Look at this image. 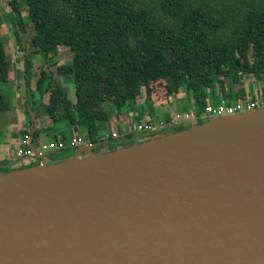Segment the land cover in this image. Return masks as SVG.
<instances>
[{"label":"water","instance_id":"1","mask_svg":"<svg viewBox=\"0 0 264 264\" xmlns=\"http://www.w3.org/2000/svg\"><path fill=\"white\" fill-rule=\"evenodd\" d=\"M167 129L0 172V264H264V109Z\"/></svg>","mask_w":264,"mask_h":264},{"label":"trees","instance_id":"2","mask_svg":"<svg viewBox=\"0 0 264 264\" xmlns=\"http://www.w3.org/2000/svg\"><path fill=\"white\" fill-rule=\"evenodd\" d=\"M7 5L5 20L23 44L27 113L50 127L76 128L95 152L112 112L130 114L143 93L149 105L183 94L200 113L217 104V97L239 101L245 81H264V0H7ZM2 25L0 18L5 83L11 62ZM33 56L41 58L33 91L38 98L27 93ZM69 76L72 93L61 81ZM8 110L0 93V114ZM43 130L34 128V148Z\"/></svg>","mask_w":264,"mask_h":264},{"label":"crops","instance_id":"3","mask_svg":"<svg viewBox=\"0 0 264 264\" xmlns=\"http://www.w3.org/2000/svg\"><path fill=\"white\" fill-rule=\"evenodd\" d=\"M38 58L41 61V58L39 56H38ZM65 61L63 60V61H61V63L65 62ZM22 69H23V65L21 66V71L13 70V66H12L10 73H9V81L8 82L10 83L11 81H13V86H17L18 90L20 89V91H21V89L23 90V91H21V97L23 99L22 103L25 102V104H23V107H21L23 109L19 108L17 110V116H13V114H10V112L15 111V109L13 110V108L11 109L12 111L8 110L7 113L5 112L6 113L5 115L1 114V116H0V125H2V131H0V137H1L0 138L1 139L0 140V167H4L5 165H9L11 168H14V166L17 163H19V159L17 158L16 154L12 153V149L10 146H11V144L13 146H16V145L19 146L21 137L27 131H29L30 135H31L32 131L34 132V127H35L34 125H35L36 121H34L35 118H33L32 116H29V114L27 113V101H26L27 97H26V90H24L25 81L23 80L24 81L23 85H20L17 82L15 85V81H20V79H22L24 76V71H23L24 69L23 70ZM61 81L63 83V86H65L66 88L68 86L69 92H73L74 88L71 91V86L73 87V82H72V78L70 76L65 77V78L63 77ZM35 83H36V79H35V76H33L31 81H30V85H29L31 91L35 90ZM262 86H263V84H262ZM262 86L259 87V89L262 90L264 87V86L263 87ZM255 89L256 88H254L252 90H255ZM259 89H256L253 92L252 90L249 91L248 88H243L242 93H243V96H246V95L251 94V93L253 95H255L254 93L258 92ZM237 95H238L236 97L237 99L241 98V95H239V94H237ZM217 98H218V100L221 99L220 97H217ZM12 101L16 102V99L13 98ZM145 103H146V101H144V99H141L136 104L135 110L130 112V114H127V116H126V114L118 115L115 112L113 113V115L110 117L108 126L109 127L114 126L115 129H113V131L110 133V135H105L103 133L100 135L101 139H99L98 144L96 145V147L98 148L99 151L100 150L107 151L110 147H112L111 141L115 142L116 148L118 146L122 145L124 141L128 142L132 138H136V141L139 142L140 140H142L146 137L144 136L145 133L137 131L138 125H144V124H147L148 122H156V123H162L163 122L164 124H167L173 120L172 109H176L178 111V113H180V112L186 111L189 108H191L190 103L186 100L185 96L183 94H178V95H175L174 97L170 98V103L174 104L173 106H171V105L169 106L168 104L158 105L159 107H163V108H165L167 106L165 108V112L163 114H161L162 116H160V117L152 118V117H149L150 116V113H149L150 108L144 107ZM231 103H236V101L231 102ZM140 115H141V119L138 118ZM136 116L138 119L136 121L137 122L136 125H132V131L133 132L130 133V132L126 131L125 133H123L124 132L123 129L125 130V125L122 126L121 122L124 121V119L126 117L131 122L132 118H135ZM38 120H39V123H40L39 125H40L42 130L49 127L47 132H44V130L41 131L40 136H39V140L37 143L38 146L41 144V140L43 138H46L47 142H49V143L53 142V141L64 142L63 141L64 139L67 143L72 137H76L78 135L80 136V134L78 133V130L76 128H71L66 123H59L57 125H53L50 127L48 120H46V119H44V120L38 119ZM9 126L13 127V128L11 129ZM7 127H9V128L7 129ZM162 130H164V129H162ZM162 130H160V131H162ZM113 134H117L118 137L113 138L112 137ZM132 134H134V136ZM106 138H107V140H106ZM120 138H123V140L120 141ZM6 143H9V144H6ZM56 152H58L57 157L54 156V158H61L59 153H61L62 151L56 150L55 155H56ZM70 155L71 154L69 153L68 156H70Z\"/></svg>","mask_w":264,"mask_h":264},{"label":"rangeland","instance_id":"4","mask_svg":"<svg viewBox=\"0 0 264 264\" xmlns=\"http://www.w3.org/2000/svg\"><path fill=\"white\" fill-rule=\"evenodd\" d=\"M9 11V8H8V5H7V0H0V18L2 19L3 21V25H2V39L3 41L6 43V51L8 53V58L11 62V67L13 66V70H17V71H21V66L24 65V62L22 61V42H19L17 41V38L15 36V33H14V28L12 27V25L5 20V17L4 15L7 14ZM39 58L37 56H33L30 58L31 60V64L33 67H31L29 73L27 74L26 78L27 80L30 82L32 77L35 76V79L37 80L38 77L40 76V59L38 60ZM20 68V69H19ZM23 70V69H22ZM24 71V70H23ZM23 74V73H22ZM24 80V76L22 79H20V81H15V85H16V82L19 83L20 85H23V81ZM263 84L264 86V81L261 79V80H254L253 83L250 82L248 83V81H245L244 82V85H243V88H248L249 91H251L252 89L256 88V89H259V87H261ZM157 86H161V84H158ZM262 86V87H263ZM68 88V86H67ZM73 87L71 86V91H72ZM255 89V90H256ZM24 90H26V86L24 88ZM69 91V88L67 89ZM255 90H252L253 92ZM21 91H23L21 89ZM21 91L20 89L18 90L17 86H13V81H11L10 83L9 82H5L3 83L1 80H0V93L3 94V97L6 101V103L9 105V110H11L13 108V110L15 109V111L13 112H10V114H13V116H17V110L21 107H23V104H25V102L22 103V97H21ZM263 90L259 89L258 92H255L254 96L256 98H260V97H263V94L262 93ZM27 93H28V97L31 98V93H34V96L35 98H38L39 95L37 92H33L31 91L30 87L28 86L27 87ZM72 93V92H71ZM251 95H253L251 93ZM147 96V93H143L142 96L140 97L141 99H144L145 97ZM15 98L16 99V102H13L12 99ZM46 100V99H45ZM169 106H173L174 104H171L169 101L167 103ZM166 105V104H164ZM106 109H108L109 111L112 110V107H110V104H107L106 105ZM168 106V107H169ZM144 107H147V108H150L149 110V113H150V116L149 117H160L162 116L161 114H163L165 112V108L163 107H159L158 105H155V104H152V105H149L148 102H146L144 104ZM23 109V108H21ZM141 109V108H140ZM12 111V110H11ZM177 110L176 109H172V115L174 116L176 113H178V111L176 112ZM19 112V111H18ZM176 112V113H175ZM7 113V112H6ZM4 113V115L6 114ZM114 112H112L111 116L113 115ZM175 113V114H174ZM122 115L126 114L127 116V113L123 112L121 113ZM1 116V114H0ZM110 116V117H111ZM124 117V116H123ZM141 119V115L138 117ZM137 116L135 118H132L131 122L127 119V117L124 119V121L121 122V125L124 126L125 125V130L123 129V133H125L126 131L128 132H133L132 131V125H136V121H137ZM15 120V119H14ZM204 122L208 121V120H202ZM203 123V122H202ZM39 120H37L35 122V127L36 129L40 130L41 127L39 125ZM180 126V125H179ZM10 127V126H9ZM7 127V129L9 128ZM175 127H172V128H168L167 130L169 132H173L175 131ZM11 129L13 127H10ZM49 127L46 129L48 130ZM114 126H105V128L102 130V133L105 134V135H110V133L113 131ZM162 129H165V128H162ZM162 129H159V130H162ZM42 130V129H41ZM159 130H157L155 133H150V134H144V136H149V135H153V134H157L159 132ZM0 131H2V125H0ZM101 133V134H102ZM115 135V138H117V134H113ZM134 136V134H132ZM113 137V136H112ZM1 138V137H0ZM68 138V137H67ZM73 138V137H72ZM71 138V139H72ZM114 138V137H113ZM144 138V137H143ZM1 140V139H0ZM123 140V138H120V141ZM64 141V140H63ZM68 141V140H67ZM9 142V141H8ZM47 139L46 138H43L41 140V144L38 146V149H39V152L41 153L42 156H37V155H34V156H27V157H23L19 163H17L13 170H18V169H21V168H31V167H34V166H37L39 164H42L43 162L46 163L47 166H51L52 164H55L56 162H60V161H63L65 160L69 153L72 155L75 150L77 149H73L71 150L70 148H65V149H62L64 150L63 152L59 153L60 154V157L61 158H54V156L57 157V153L56 152V155H55V151L56 150H43L41 145H44V144H48L49 142H47ZM53 142H58V141H53ZM130 142L132 143H137L136 141V138H132L130 140ZM64 143H66V141H64ZM6 144H9V143H6ZM115 142L114 141H111V146L112 147H115ZM11 149H12V153L13 154H16L17 153V150L19 148V146H13L11 144ZM16 150V151H15ZM59 150V149H58ZM61 150V151H62ZM66 157H64V155H66ZM85 156V155H83ZM23 164V166H22ZM9 170H12V168L9 166V165H5L4 167H0V172H6V171H9Z\"/></svg>","mask_w":264,"mask_h":264},{"label":"built area","instance_id":"5","mask_svg":"<svg viewBox=\"0 0 264 264\" xmlns=\"http://www.w3.org/2000/svg\"><path fill=\"white\" fill-rule=\"evenodd\" d=\"M170 98L168 101L170 102ZM257 109H264V97L256 98L254 95L248 94L242 96L236 103H228L224 99H220L217 104L209 103L205 106L204 110L200 113L194 109L189 108L186 111L176 113L173 116V120L170 123H156L148 122L144 125H138L137 131L145 134L155 133L157 130L162 128H172L179 125H190L192 123L199 122V120H209L212 118L233 116L236 114L254 111ZM115 138V135H112ZM107 140V138H106ZM81 146H88L89 148H95L91 143L83 140L81 137H73L67 143L64 142H50L48 144L41 145L43 150H62L70 148L71 150L77 149ZM42 156L38 148H34L31 142V135L26 132L20 139L19 148L16 156L19 161L23 157L31 156Z\"/></svg>","mask_w":264,"mask_h":264},{"label":"bare ground","instance_id":"6","mask_svg":"<svg viewBox=\"0 0 264 264\" xmlns=\"http://www.w3.org/2000/svg\"><path fill=\"white\" fill-rule=\"evenodd\" d=\"M163 123V122H162ZM160 131V130H159ZM146 137V136H145Z\"/></svg>","mask_w":264,"mask_h":264}]
</instances>
